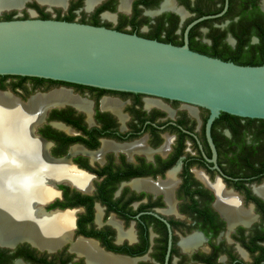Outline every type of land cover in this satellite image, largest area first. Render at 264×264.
Listing matches in <instances>:
<instances>
[{
    "label": "flooded vegetation",
    "instance_id": "af4514ba",
    "mask_svg": "<svg viewBox=\"0 0 264 264\" xmlns=\"http://www.w3.org/2000/svg\"><path fill=\"white\" fill-rule=\"evenodd\" d=\"M122 1L96 0L88 8V0H69L66 8L50 9L28 0L22 9L0 13V20L30 18L34 9L39 18L136 34L164 25L185 43L190 23L218 15L190 32L207 44L210 34L226 35L235 47L234 33L247 27L241 18L259 16L251 14L255 1L264 12L263 0H171L173 8H163L166 0H129L127 11ZM57 91L68 98L48 103L29 127L45 146L32 163L43 169L49 161L54 168L51 180L40 173L33 183L51 188L53 196L30 198L27 207L65 225L54 243L0 237V264H99L90 259L87 243L94 254L134 264H264V195L257 191L264 185L261 121L222 112L212 124L211 142V112L201 106L37 77H0V93L22 104ZM20 138L24 175L23 128ZM0 188L2 194L18 190L8 189L1 177ZM220 191L229 197L222 205Z\"/></svg>",
    "mask_w": 264,
    "mask_h": 264
},
{
    "label": "water",
    "instance_id": "95a60500",
    "mask_svg": "<svg viewBox=\"0 0 264 264\" xmlns=\"http://www.w3.org/2000/svg\"><path fill=\"white\" fill-rule=\"evenodd\" d=\"M26 1L15 7L24 8ZM39 2L50 9L69 4V0L62 5ZM30 11V18L0 20V75L142 93L201 106L211 112L207 121L211 142L212 124L222 112L264 119V64L240 65L190 48V29L218 15L190 23L185 43L178 46L106 26L39 18L34 9ZM229 41L236 44L232 36Z\"/></svg>",
    "mask_w": 264,
    "mask_h": 264
},
{
    "label": "bare ground",
    "instance_id": "6f19581e",
    "mask_svg": "<svg viewBox=\"0 0 264 264\" xmlns=\"http://www.w3.org/2000/svg\"><path fill=\"white\" fill-rule=\"evenodd\" d=\"M23 0H0V11L5 8L20 6ZM43 3L62 5L65 0H39ZM96 0H88V8H91ZM129 0H123L121 9L128 10ZM163 8H173L171 0H166ZM264 8V1H263ZM67 92L57 91L48 96H36L28 103L22 104L0 93V177L7 181L10 193H3L0 188V237L3 241H11L17 236H31L39 242L54 243L58 231L65 223L57 219L53 214L39 215L36 211L29 209L28 199L47 200L53 196V190L43 185H36L33 180L40 173H45L48 179L54 175V168L51 162L47 161L45 169L34 164L32 160L36 155L44 153V144L33 138L29 127L35 123L44 107L56 100H65ZM24 129V175L21 151L23 149L20 132ZM17 151L19 153L17 154ZM40 153V154H39ZM24 182V183H23ZM24 186V189H22ZM257 191L264 195V185L257 188ZM229 197L220 191L221 205L227 202ZM91 260L99 264H134L132 260L118 259L101 254H94L90 243L84 244Z\"/></svg>",
    "mask_w": 264,
    "mask_h": 264
},
{
    "label": "trees",
    "instance_id": "16d2710c",
    "mask_svg": "<svg viewBox=\"0 0 264 264\" xmlns=\"http://www.w3.org/2000/svg\"><path fill=\"white\" fill-rule=\"evenodd\" d=\"M38 7V5H35ZM39 8V7H38ZM42 11V10H41ZM259 14V16H254L253 18L249 17H242L241 21H247V27L243 32L240 33H234L235 37L237 39V44L235 47L231 46L229 43L224 41L225 36L223 37H214L211 34L209 35L212 37V44H207L202 42L201 40L197 39V33L193 31L190 32V48L194 51L217 57L225 61H232L235 62L236 64L240 65H262L264 64V12H262L259 7L258 3L255 1L254 2V7L252 9L251 14ZM47 16H42V18L47 19L49 17ZM68 21H73V20H68ZM207 21L210 20H204L202 23H206ZM98 26H103V25H98ZM185 29V28H184ZM129 33H136L135 31H128ZM166 34V37H163V34ZM142 36H146L147 38L151 39H157L159 41L163 42H169L170 38H175V42H170L174 45L181 46L184 44L183 40H178L176 39V35L174 32H167V27L164 25L160 26L156 31H152L151 33H146V34H139ZM257 36L258 37V42L252 43V37ZM8 75L0 76V77H7ZM24 78H31V77H26ZM43 79V78H41ZM55 81V80H51ZM57 82H62V81H57ZM225 113V112H223ZM229 114V113H226ZM250 120H257L261 121L264 124V119H250ZM255 166V163H253ZM260 166H256V169L259 171L262 170L261 164Z\"/></svg>",
    "mask_w": 264,
    "mask_h": 264
}]
</instances>
